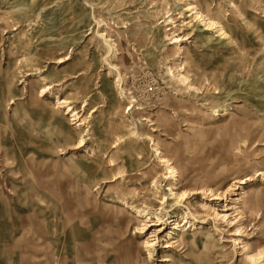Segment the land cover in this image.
Returning <instances> with one entry per match:
<instances>
[{"label":"rangeland","instance_id":"rangeland-1","mask_svg":"<svg viewBox=\"0 0 264 264\" xmlns=\"http://www.w3.org/2000/svg\"><path fill=\"white\" fill-rule=\"evenodd\" d=\"M194 1L226 36L188 23ZM166 183L200 191L170 207ZM261 248L264 0H0V264H250Z\"/></svg>","mask_w":264,"mask_h":264},{"label":"bare ground","instance_id":"bare-ground-1","mask_svg":"<svg viewBox=\"0 0 264 264\" xmlns=\"http://www.w3.org/2000/svg\"><path fill=\"white\" fill-rule=\"evenodd\" d=\"M186 5V4H185ZM198 2H191V3H188L185 7H184V11H188V16L191 17V19L188 21V23H191V22H203V26L204 27V30H210V29H216V35L215 36H222V38L224 36H226V32L224 30V27L222 24L219 23V21L213 19L211 17V15H209V13L205 12V11H202L201 8H199L198 6ZM166 16V15H164ZM171 21V20H169ZM190 26V25H188ZM194 26V24H193ZM166 30H169V28H167ZM176 29H172L170 30L171 32L169 34H173L175 32ZM100 37L102 38V40L105 42V44L108 46V47H111L114 45V43H112L110 37L108 39L107 37V34H104L103 32L101 34H99ZM104 35V36H103ZM166 36V35H165ZM174 38V39H173ZM172 38V41L171 43L175 42L176 39H178L177 36L173 37ZM185 39V38H184ZM203 39H206L209 40V38H203ZM179 48V51H178V54H181V60H180V64L179 65V69L181 70L182 69V73L181 72H178L177 74V77H178V80L180 82H185L186 79H188V76L187 74L185 73L187 68H189L190 66V63H189V56L187 55V50L185 48H183V46H178ZM176 51V50H175ZM177 56V54H176ZM65 59V58H64ZM58 62L62 61L61 59H58L57 60ZM119 81H120V78L118 79V76L114 79V85L116 87L119 88L120 90V87H119ZM121 82V81H120ZM190 87H194L193 85H191L190 83V80L189 82L187 83ZM45 87L48 88L49 85H46L44 87L41 88V92L44 94L45 91ZM115 87V88H116ZM122 88V87H121ZM196 88V87H195ZM118 90V91H119ZM117 91V90H116ZM132 98V97H131ZM130 102L128 103V106H130V110L133 108V104H132V99L129 100ZM12 102V101H11ZM134 102V100H133ZM136 102V101H135ZM59 103H61V105H64V107L66 108V112L68 113H71V117H72V120L74 119H78L80 114H79V110H76L75 108H73L69 102L68 99H62ZM139 103V102H138ZM45 105V104H44ZM140 105V104H139ZM57 108L58 107H63V106H56ZM139 109H141L139 106H138ZM137 108V109H138ZM90 111V110H89ZM227 113H229L228 111H223L220 115L224 116V115H227ZM132 118V117H131ZM232 118V117H231ZM83 120V118L81 119ZM81 122V121H80ZM80 124V123H79ZM149 141H150V147H151V150H152V154L154 155V158H155V161L158 162L159 164H161L162 166H164L166 169H167V172H168V175L167 176H163L164 178H170L173 176V173H172V166L171 165V158L169 157V155L166 154V150L163 148V146L160 144V142L157 140L156 137H153L152 135H146L145 136ZM83 142H82V138L79 140V144L78 145H82ZM113 147V146H111ZM173 161V160H172ZM174 168V167H173ZM176 171V170H175ZM174 177V176H173ZM236 181V180H235ZM239 181H242L239 179ZM175 182V181H174ZM167 184V183H166ZM200 188V187H199ZM164 193L162 194V197H161V201H160V204H162L164 201L166 203H170L168 204L170 207L173 206V205H179V201L184 199L185 198H188L189 196H192L194 194H196L197 190L193 191V190H190L189 193H186L185 191H178V190H175V187H173L172 185H169L167 184V186L164 188ZM202 191V190H201ZM204 191V190H203ZM122 192V191H121ZM219 198V194H215L214 196V199H218ZM172 203V204H171ZM182 204V203H181ZM135 209V208H134ZM143 214H144V211H143ZM148 214V213H147ZM153 214V213H152ZM146 215V214H145ZM184 215V214H183ZM147 216V215H146ZM183 217V216H182ZM185 219V217H184ZM185 221V220H184ZM189 221V220H188ZM237 232V231H236ZM184 238L187 240L189 239L191 241V244L194 245V238L193 236H186L184 234H180L176 241L177 242H183L184 241ZM166 246H169V244H166ZM171 246V245H170ZM244 258L245 260H247L250 264H262L264 262V248H261L259 249L258 251H255L254 253H245L244 254ZM169 259L166 257L164 258L162 261H168Z\"/></svg>","mask_w":264,"mask_h":264}]
</instances>
